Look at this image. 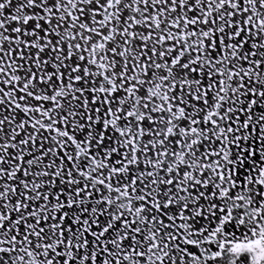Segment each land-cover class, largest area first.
Listing matches in <instances>:
<instances>
[{
	"label": "snow or ice",
	"instance_id": "1",
	"mask_svg": "<svg viewBox=\"0 0 264 264\" xmlns=\"http://www.w3.org/2000/svg\"><path fill=\"white\" fill-rule=\"evenodd\" d=\"M0 264H264V0H0Z\"/></svg>",
	"mask_w": 264,
	"mask_h": 264
}]
</instances>
